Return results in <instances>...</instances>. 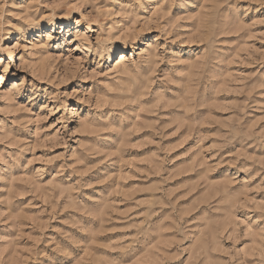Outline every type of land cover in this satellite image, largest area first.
Segmentation results:
<instances>
[{"label": "rangeland", "instance_id": "1", "mask_svg": "<svg viewBox=\"0 0 264 264\" xmlns=\"http://www.w3.org/2000/svg\"><path fill=\"white\" fill-rule=\"evenodd\" d=\"M121 2L133 7L126 31L136 38L116 41L107 70L123 53L141 61L139 75L128 70L138 104L98 100L115 115L81 124L59 122L64 110L48 111L54 101L28 103L27 85L0 99V109L12 99L29 109L0 111V264H264V0ZM63 11L57 24L76 27L80 12ZM50 53L65 71L83 59L79 50ZM0 59V92L34 79L16 67L3 73L9 57ZM68 106L81 118L90 111L74 99Z\"/></svg>", "mask_w": 264, "mask_h": 264}, {"label": "clouds", "instance_id": "2", "mask_svg": "<svg viewBox=\"0 0 264 264\" xmlns=\"http://www.w3.org/2000/svg\"><path fill=\"white\" fill-rule=\"evenodd\" d=\"M168 2L175 4L177 0ZM151 3L152 0H130L131 5L139 6L140 9ZM109 4L113 7H108ZM117 5L120 6L119 11L115 10ZM41 9L50 11L42 13ZM59 9H63V15L67 17H71L73 12H80L82 19L74 21L76 27L66 29L63 25L57 24ZM9 16L22 21V25L10 23L6 19ZM134 19L133 7L125 6L121 0H28L26 6H17L14 0H0V53H5L9 57V64L4 65L2 71L7 74L10 67H16L19 72L34 77L33 80H29L27 76H21L19 84L13 83L8 92H0V99L20 95L27 85L28 103L35 104L44 98L55 102L54 109H48L50 114L54 115L55 112L64 110L59 122L76 118L81 124L88 121L107 124L108 119L115 113L104 112L102 106H97L98 100L101 101V105L107 100V107L112 109L114 106L136 105L143 98L133 94V88L138 81L135 76H130L128 71L131 69L139 75L137 64L141 61L132 60L131 54L127 59L121 55L119 68L107 70L113 61L116 41L119 40L125 45L133 44L136 37H129L126 29ZM43 21H47L46 29L41 28ZM81 24L85 25L84 30L78 27ZM93 24L99 27L93 29ZM29 30H36L31 39L27 35ZM13 31L20 35L11 47L5 46L4 41ZM50 49H66L73 53L79 50L83 53V59L76 60L73 56L71 71H65L66 62L52 55ZM17 53H20L17 57L18 64L12 60ZM144 59L146 58L141 54V60ZM155 60L159 62L160 57L155 56ZM0 64H4L2 59ZM85 64L89 66L85 67ZM45 68L47 70H44ZM52 69L56 71L53 72ZM4 79L5 77L0 75V84ZM74 80L78 83L72 90L64 88L65 84ZM37 81H44L50 87H42ZM87 81H91V85L84 88L83 82ZM70 99L87 104L90 111L81 118L78 111L69 108ZM0 111L9 115L10 112L13 114L16 111L27 112L29 109L20 108L12 99L10 108ZM43 119L42 117L41 121L37 122H42ZM21 126L27 127V122H22ZM39 134L38 130L36 135ZM238 264L245 262L240 261Z\"/></svg>", "mask_w": 264, "mask_h": 264}, {"label": "bare ground", "instance_id": "3", "mask_svg": "<svg viewBox=\"0 0 264 264\" xmlns=\"http://www.w3.org/2000/svg\"><path fill=\"white\" fill-rule=\"evenodd\" d=\"M121 55H124V53H123V54H121ZM121 55H120V56H121ZM123 57L125 58V56H123Z\"/></svg>", "mask_w": 264, "mask_h": 264}]
</instances>
